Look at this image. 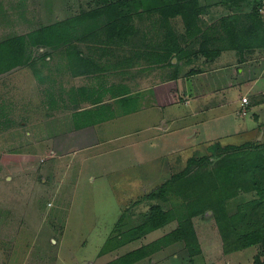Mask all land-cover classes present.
Here are the masks:
<instances>
[{"label": "rangeland", "instance_id": "1", "mask_svg": "<svg viewBox=\"0 0 264 264\" xmlns=\"http://www.w3.org/2000/svg\"><path fill=\"white\" fill-rule=\"evenodd\" d=\"M107 1L0 0V41L101 8ZM261 2L260 7L264 0ZM228 12L224 5L210 7L202 13L201 23L217 25ZM151 23L152 19H145L150 30L145 37L148 43L163 38ZM172 25L178 34L183 33L182 17L173 18ZM104 39L105 35L77 42L98 61L118 63L127 55L135 56V47L127 54L120 48L96 51ZM133 42L141 43L143 37L137 36ZM52 51L34 47L37 55ZM245 55L247 61H237L236 71L232 68L228 76L225 68L223 72L214 70L212 62L202 68L198 63L182 62L178 83L183 100L171 107L159 102L162 91L172 90L173 67L150 64L146 54L139 57V63H119L103 72L74 76L68 57L59 52L44 66L35 61L42 80L30 65L1 74L0 264H110L115 259L113 264H120L122 255L177 228L175 218L139 240L110 247L126 210L130 218L127 228L141 223L155 203L170 209L181 202L173 194L169 200L144 196L183 170L191 157L211 153L210 146L216 142L242 145L264 141L260 132L254 138L237 134L233 121H244L240 105L221 108L225 103L222 94L248 83L247 79L250 83L257 80L247 94L252 103H264L262 95L256 94L261 93L264 79H255V72H237L243 66L261 71L256 62L264 57V49L245 51ZM192 67L202 71L190 75ZM114 84L127 85L131 96L137 98L131 101L133 113H125L126 107L109 91ZM214 92L219 95L211 98ZM100 93L101 99L94 102ZM259 111L261 117L255 120L260 129L264 106ZM229 113L236 119L227 118ZM108 116L120 118L112 125L96 124ZM77 123L83 126L77 127ZM254 196V192H241L227 201L228 207L235 210ZM193 220L200 253L191 255L184 244L175 243L133 264L252 263L258 247L225 253L212 210ZM104 245L110 248L102 252Z\"/></svg>", "mask_w": 264, "mask_h": 264}, {"label": "trees", "instance_id": "2", "mask_svg": "<svg viewBox=\"0 0 264 264\" xmlns=\"http://www.w3.org/2000/svg\"><path fill=\"white\" fill-rule=\"evenodd\" d=\"M261 1L109 0L101 8L85 10L0 41V75L15 67L30 65L34 66L36 77L42 80V71L35 66V61L40 60L44 66L50 62L53 54L59 52L68 57L67 64L74 76L103 72L119 63L124 66L139 63V57L146 54L150 64L173 67L172 90L161 95L159 104L179 103L183 100L178 83L182 62L196 63L203 56V60L211 62L227 49H234L243 55L245 51L264 48V17L259 11ZM211 4L224 5L229 12L220 18L217 25L204 26L201 16ZM179 16L183 19L182 34H178L172 25V19ZM145 19H152L151 27L158 35L163 34L161 40H150L148 43L145 37L150 30ZM104 35L105 39L101 47H96V51L112 52L120 48L127 54L130 48L135 47V56L131 58L127 55L118 63L98 61L91 58V54H86L77 42L100 39ZM137 36L143 37V42H133ZM196 43L197 48L194 47ZM36 46L53 51L37 55L34 53ZM201 68L192 67L190 75L201 72ZM79 89L83 97L82 87ZM109 91L123 103L125 111H132L131 101L134 98L127 85L114 84L109 87ZM88 95L91 97L90 93ZM101 96L102 93L94 102H99ZM75 99L80 102L79 98ZM80 126L83 125L77 123V127ZM210 148L211 153L191 157L183 170L144 196L147 199L169 200L170 194H173L181 198L180 203L170 209L155 203L141 223L127 228L126 223H129L127 220L130 218L127 216L128 210L124 212L118 221L119 229L112 234L114 239L110 247L139 240L175 218L179 224L163 236L122 255L120 264L136 263L164 246L175 243L184 244L191 255L200 253L202 249L193 219L207 210L213 212L226 254L258 247L259 251L251 264H264V141L242 145L216 142ZM241 192H254L255 196L231 210L227 201ZM110 247L106 245L102 252Z\"/></svg>", "mask_w": 264, "mask_h": 264}, {"label": "crops", "instance_id": "3", "mask_svg": "<svg viewBox=\"0 0 264 264\" xmlns=\"http://www.w3.org/2000/svg\"><path fill=\"white\" fill-rule=\"evenodd\" d=\"M213 6L214 7H217V6H220V5L219 4H211L210 6H208L207 8H205L203 10V12L205 10H207L208 8L213 7ZM262 49H264V48H262ZM244 56H246L245 53L242 55V54L238 53L234 49H227V50L222 51L221 54L214 61H211L212 62L211 65H215V67L213 68L214 70H219L221 72H223L224 71L223 68H225V70H226L225 72H226V74L228 76V73L231 71L232 68L235 67V65L237 64L236 63L237 61H240V60H244V62L247 61ZM211 62L205 61V60L202 59V57H200L196 63L200 64V66L202 67V65H206V63H211ZM256 63H258L257 68L259 70H261L258 73L256 71H254L256 69L253 70V68H252V70H250V69L247 68V66L246 67L245 66L239 67L237 69V72H241L242 73V71L244 70V72H246L248 75H250L251 73L255 72V77L254 78L255 79L258 78V80H262V79H264V57H262V59H260V61H257ZM235 71H236V67H235L234 72ZM247 80H250L251 81V79H247ZM250 81L248 83H243V84L239 85L234 90L233 89H230V91H233L232 95H229V92H230L229 90L226 91V93L223 92L224 94H222V96L225 97V103L223 104V106L221 108H224V107L225 108H228V107L231 108L232 107L231 105H235V107H239L238 105H240V107H241V104H242L241 97H242V95L245 92L246 93L244 95L250 94V92H251L250 86L252 84L256 85V82H257V80H256V81H253V82L250 83ZM260 86L262 87L261 93H263V94H261L259 92L256 93V94L257 95L258 94L262 95V97H260V95H259V97L264 99V84L263 85L260 84ZM165 92L166 91H162V94H164ZM253 93H255V92H253ZM217 95H219V94H217V92H214V95L211 96V98L212 97H215ZM133 98L137 100L136 97H133ZM180 103L181 102H179V104ZM177 104L178 103L169 104V105H164V104H159V105L160 106H163V107L164 106L171 107V106L177 105ZM263 104L264 103H261V102L260 103L255 102V104H254V103H252V100H251V104H250V107H249L250 111H248L246 114L243 115L244 116V119H243L244 121L243 122L241 120H239V121H237V120L233 121L234 122V126H235V131H237V134L239 136H242V137L244 136L246 138H254V137L257 136L258 132H260V134L263 135V136L262 135L261 136L264 137V125H262L260 127V129H259V127H258L259 125L257 124V120H255V119L261 117V115H259L261 113V111H259V109H261V107L264 106ZM132 111L133 112L135 111L133 107H132ZM132 111H130V113ZM125 113H127V111ZM116 115H119V114H116ZM108 117L109 118H106V119L103 118V119L99 120L98 122L96 121V124H104V125H106V123H108V125H112L114 123H117V120L120 118L119 116H108ZM228 117L229 118H232V119H236L235 118V115L233 113H231V114L229 113L227 115V118ZM91 124L92 123L87 124V125H91ZM87 125H85V126L87 127ZM88 128H89V126H88Z\"/></svg>", "mask_w": 264, "mask_h": 264}, {"label": "built area", "instance_id": "4", "mask_svg": "<svg viewBox=\"0 0 264 264\" xmlns=\"http://www.w3.org/2000/svg\"><path fill=\"white\" fill-rule=\"evenodd\" d=\"M259 11L261 14L264 15V2L262 4V6L259 8ZM241 101H242L241 110L244 114H246L249 107H250L251 99L248 95H244V96H242Z\"/></svg>", "mask_w": 264, "mask_h": 264}, {"label": "water", "instance_id": "5", "mask_svg": "<svg viewBox=\"0 0 264 264\" xmlns=\"http://www.w3.org/2000/svg\"><path fill=\"white\" fill-rule=\"evenodd\" d=\"M176 59H174V61H175Z\"/></svg>", "mask_w": 264, "mask_h": 264}, {"label": "clouds", "instance_id": "6", "mask_svg": "<svg viewBox=\"0 0 264 264\" xmlns=\"http://www.w3.org/2000/svg\"><path fill=\"white\" fill-rule=\"evenodd\" d=\"M263 15V14H262Z\"/></svg>", "mask_w": 264, "mask_h": 264}]
</instances>
